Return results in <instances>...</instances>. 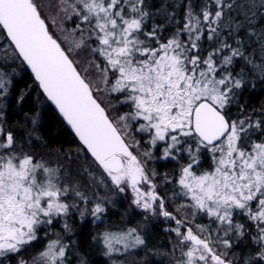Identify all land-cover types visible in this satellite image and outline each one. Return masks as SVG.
Segmentation results:
<instances>
[{"label":"snow or ice","instance_id":"snow-or-ice-1","mask_svg":"<svg viewBox=\"0 0 264 264\" xmlns=\"http://www.w3.org/2000/svg\"><path fill=\"white\" fill-rule=\"evenodd\" d=\"M0 50V264H97L75 222L103 264H264V0H0Z\"/></svg>","mask_w":264,"mask_h":264},{"label":"trees","instance_id":"trees-1","mask_svg":"<svg viewBox=\"0 0 264 264\" xmlns=\"http://www.w3.org/2000/svg\"><path fill=\"white\" fill-rule=\"evenodd\" d=\"M0 53H2L1 50ZM32 79H33L32 75H29L26 70H23L21 76L17 78V90L31 83ZM34 102H35V96H32L28 100L27 105L24 108V111H28L29 109H31L33 107ZM21 118L22 116L16 111L15 104H13L9 111L10 123H15L16 120ZM41 133L47 138L49 144L53 148L59 146H63L65 148H68L69 146L75 147V137L71 133L70 129H68L64 125L61 118H59L56 111H54L52 107H50V105H48L46 107V110L43 112V123L41 126ZM126 206H127V200L123 202L119 212L110 213L111 221L114 224L123 226L124 222L131 223L132 225H135L137 222H139L140 217L136 219L137 215L139 214H134L135 213L134 209L131 210V215H130L131 217L135 216L133 219L129 220L131 217L128 216L126 218V221L122 222L120 220L121 215H123V208ZM162 224L163 221L153 225L154 230L149 237L150 244L153 246H162V245H167L168 243L165 234L162 231ZM75 228L77 234L82 238V247L86 251H88L90 258L94 262H97V264H103V262L106 261L107 258L98 255L97 250L95 248H90L87 243V239L92 226L87 223L81 226L78 224V222H76ZM143 256H144V252L142 250H137V256L129 257V260L135 259L137 261V264H140V261L142 260ZM150 264H155V261L151 260V258H150Z\"/></svg>","mask_w":264,"mask_h":264},{"label":"rangeland","instance_id":"rangeland-1","mask_svg":"<svg viewBox=\"0 0 264 264\" xmlns=\"http://www.w3.org/2000/svg\"><path fill=\"white\" fill-rule=\"evenodd\" d=\"M37 2L38 3H41V4H44V3H46V0H37ZM1 52H2V50H1ZM9 52H11V49H9ZM1 55L3 54V52L2 53H0ZM127 203H128V201H127ZM135 211V213L134 214H139V210H137V209H134ZM131 217V216H130ZM135 216H133V217H131L129 220H131V219H133ZM140 216L139 215H137V217H136V219L137 218H139ZM76 223V222H75ZM79 224V223H78ZM80 225V224H79Z\"/></svg>","mask_w":264,"mask_h":264},{"label":"water","instance_id":"water-1","mask_svg":"<svg viewBox=\"0 0 264 264\" xmlns=\"http://www.w3.org/2000/svg\"><path fill=\"white\" fill-rule=\"evenodd\" d=\"M27 72H28V74L29 75H32L31 74V72H30V69H27ZM51 107H52V109L54 110V111H56V113H57V110L55 109V106L54 105H51V104H49ZM58 114V113H57ZM64 123V122H63ZM64 125L66 126V124L64 123ZM68 129H70L68 126H66ZM71 131V130H70ZM71 133H72V131H71ZM73 134V136H74V133H72Z\"/></svg>","mask_w":264,"mask_h":264}]
</instances>
